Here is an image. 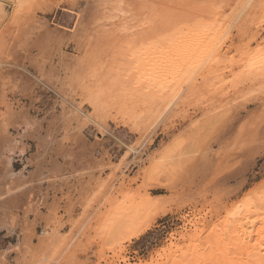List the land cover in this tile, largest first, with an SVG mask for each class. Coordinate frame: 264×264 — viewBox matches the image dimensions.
Wrapping results in <instances>:
<instances>
[{
  "label": "rangeland",
  "instance_id": "374dc122",
  "mask_svg": "<svg viewBox=\"0 0 264 264\" xmlns=\"http://www.w3.org/2000/svg\"><path fill=\"white\" fill-rule=\"evenodd\" d=\"M72 1L74 0H25L27 4L24 5L22 8L23 10L16 16L13 15L15 17L12 16V9L7 8V16L0 18V138L5 134L16 136L18 134L16 130L26 126V123L23 122L25 121L23 117L26 115L28 117L30 115L29 118H35L37 121L41 122V128H43L41 132H43V136L51 135L53 137V135L57 133V137L54 135L56 137L54 147L59 148L61 151H63V149L68 151V157L70 158L68 162L65 160L66 158H59L60 163L62 162V164H65L64 162H67L64 173L69 177L67 178L69 181L68 184H66L67 180L64 182L55 180L53 185L51 180L41 185H34V183H32L28 188L29 192L19 193L17 194L18 197L14 195V201L17 202L15 206L18 209L15 208L11 211L14 212L16 210L14 212L17 216L16 222L22 221L19 231H16L15 236L10 238L9 241L12 244L15 243L17 235L20 234L22 230L21 225L25 223L30 224L32 221L33 223L31 224L34 229L30 239L33 247L37 246V233L41 231L43 225L41 222L42 215L48 211L47 207L51 206L52 210L50 211L53 213L51 212L52 215L50 214V221L52 220L53 222V233L55 234L53 243L56 244V247L53 251H51L52 249H47V252H45V259L47 260L41 264H107L105 259L111 258L112 251H114L113 249L115 248L113 262H117V264H197L202 263L201 261H203V259L204 264H224L225 262V264H246L247 261L245 260L244 262L246 258H244L245 255H243L245 249H238L237 246L233 245L227 246V242L221 239L222 232L229 231V229H225L221 226V221L224 217L223 211L225 210L223 209H229L233 204L237 203L238 200L240 201L241 197L243 198V196H250L252 194L250 198H253V201L255 200V203H257V195L264 193V96H259L256 99H249L247 97L244 98V100L242 99L241 102L239 101V104H244H240V107H238L240 109H237L240 110V112L237 114V117L234 116L233 119H231L232 112H230L232 109L226 107L229 109L228 114L223 115L224 112L222 116H219L212 124H209L210 121H207V124V122L204 121L205 119L201 120L198 118V112L194 114L195 116L192 115L193 117H190L189 120H184V123L180 118L176 119L173 126L170 123V125H167L169 128L167 126L163 127L161 124L152 133V142L147 141L140 150L138 156L126 154V158H124L125 151L127 150L126 145L128 147H131V145L134 146L138 138L132 133L130 134L133 136L127 135L126 133H121V135H119V130L113 131L114 137L123 141L124 145L126 144L125 146H121L117 143V139L110 136L108 133L100 132L101 130H98L91 122L85 123L81 130L82 132H79L80 134L74 131L77 124H82L84 121L86 122V119L80 120V118L77 117V121H72L73 123L71 126L65 124V126L59 125L55 127L48 122L51 120L50 117L57 115L60 117V115L69 114L67 118L75 119L77 115L74 112L73 106L80 101L78 98H71L70 96H68L66 100H61L59 93L64 92V89L61 88L60 82L54 83V78L56 77L54 71L56 70H61L59 75L61 81H65L71 76L69 70L63 71L58 67V60L61 57L64 56L68 58L70 60L69 64L71 60L82 62L85 58L84 50H82L81 47L82 41L79 38L77 39V37L69 36L67 40L63 41L59 37V35H64V33L69 34V32H72L70 29L74 27V13L69 10V4ZM74 2H78V6L75 10H82L80 13L87 18L89 10L85 5V0L82 2L81 0H75ZM124 2L128 7L132 4L139 3L143 4V7L147 9L150 6L154 7L156 16L154 21L148 25L147 29L149 28L148 30H150V27H152L151 30L156 34V37H158L157 34L159 35L158 42L163 45H168L170 42V45L174 48L170 46L171 50L169 47H164V50H167L166 52L161 48L162 50L160 52L162 54H158L160 57L165 54L167 55V53L174 54L179 51L178 49L180 48L177 46L174 47L173 45L176 43L179 44L184 34V37L189 39L193 35L200 33L201 38L197 41L200 43L204 42L210 37V34L209 31L203 33L202 29H209L215 26L218 21L217 19H220L222 16L219 17L220 14L218 12L221 11H218V7L223 5V3L228 4V7H225L227 9L221 6L225 13L224 16H228V14L231 13L230 10L237 8L241 4L240 0H124ZM168 5L172 8H170V6L168 7ZM174 6L175 8H173ZM163 7H167V13L170 10L169 14H167L171 17L169 22L161 21L162 17L158 15L160 12L159 10H165ZM155 10L159 11L158 14ZM263 10L264 0L252 1L250 8L236 20L231 26L232 28H230V31L226 34L227 36L225 35V38L222 39L225 44L219 52L215 53L216 56L214 55V59L216 61H219L220 57L221 59L229 58L248 42V38L242 37L239 30L244 24H249L250 27H253L252 25L257 23L258 17H261ZM178 16L180 18H178ZM85 17L84 20L86 19ZM163 22H166L167 25ZM217 29H219V27ZM259 36L260 38L257 37V41L255 40L256 43L255 41H253L254 43L252 42L251 48L254 49L257 47L255 44L260 45L262 43L263 39L261 38H264V34ZM133 40L135 41L134 38ZM227 48L233 49L231 50V55L225 53ZM170 50L172 53L169 52ZM193 52L194 54L192 51L188 53L187 57L188 55L193 57L195 51L193 50ZM59 56L60 58H58ZM187 57H185L186 60L189 58ZM185 58L183 59L185 60ZM189 59L187 61H189ZM65 65H67V63ZM71 99H74V103L69 102ZM67 100L68 102L66 103L65 101ZM223 103L224 102H222V104ZM227 103L229 102L226 101L223 105ZM86 115L88 116L89 113ZM193 120L194 122H192ZM202 121L207 125H202ZM53 127H55L54 132ZM209 127L213 128L209 129ZM56 129L58 132H56ZM183 129H186L185 133H189V129H191L190 132L194 131L189 133L190 135L194 133V140L192 142L200 144V147H198L202 148V151H199L196 146L198 144H196L195 146L197 147L198 154H193V157L188 158L189 161L183 160L185 163L182 162V166L175 170L171 180H166L167 177H165V175V178H161V182L169 186L166 187L167 189H150L151 192L149 191V194L151 196L154 198L159 197V201L156 202L158 204L157 206H161L160 208H156V211L159 213L158 218L140 237L131 238L130 240H120V243H118L115 248L113 244H111L112 237L114 236H111V239H109L110 242H106L107 245L102 249L103 253L99 255L100 240L95 236L93 231L95 227V220L93 217L100 212L103 214V212L108 209V204L106 205V203L103 202L111 196L115 198L116 193L114 191L123 184L122 182L125 183V187L128 186V189L130 188L133 190L129 189L133 192L134 196L140 195L143 191L139 188L143 185V174H145L150 158L159 147L172 138L170 136H174ZM185 133L184 135H186ZM189 134L186 135V138H189ZM30 144L31 150H29V153L35 150L34 144ZM193 144H191V146ZM62 146L65 147L63 148ZM94 148L97 149V152L92 150ZM188 148L190 149L189 143ZM191 148H193V146ZM206 149H208V151L205 152ZM97 160H99V162ZM96 161L102 163L98 165ZM122 162L125 166L123 169L124 172L117 169ZM96 166L101 167L97 168ZM22 167L19 157H14L12 161L13 170L19 171ZM94 167L96 168L95 170ZM28 170H30V168ZM89 172H91L92 175H90ZM112 173L115 174V177H113ZM191 178H193V180ZM188 179H191L192 182ZM110 180L111 182H109ZM86 183L89 186V190H86ZM111 183L113 187H109ZM46 184L51 185L50 188ZM99 184L102 185V189L100 188V191L97 190L99 194L97 191L94 194V190ZM38 185L41 188H39ZM9 186L11 187L12 184H9ZM32 187H36L37 189L34 191ZM81 187H85V189H81ZM134 189H136V191L140 190V193L135 195L137 192L134 193ZM84 191L87 195H85L86 193ZM78 192L79 194H77ZM81 192L82 195H80ZM132 192L129 193L132 194ZM23 193L24 196H22ZM93 194L95 197H93L90 202L88 198H91ZM83 195L85 196L83 197ZM162 195L164 198H162ZM7 197L6 199L4 198V200L9 202L7 199L10 198V196ZM30 197L33 198V203ZM101 199L102 201L99 203L98 200ZM14 201H12V203H15ZM85 201L90 202L92 206L90 207V204ZM155 201L154 199V202ZM133 202L137 203L138 200H133ZM26 203L27 205L25 206ZM258 205H260L261 209L259 210V207L256 213L251 214L252 216L249 217V221H253V225L252 227L248 226L250 228L246 230L250 232L252 236L249 246L256 245L258 247H264V203ZM35 207L41 209L35 210ZM3 208H6V206ZM20 209L25 211L23 218H18V214L22 213ZM32 209L35 213H33ZM164 211L167 213L165 214ZM215 211L220 212H216V214ZM197 212H200L201 216L206 214L207 217H209L212 213L213 215L215 213V216H213L211 220L210 218L206 219L207 221L210 220V223L206 227H201L202 229L200 228L197 230V232L193 234V238L190 242L184 241L181 238L186 236L190 230L185 227L183 222L185 220H190L194 215H197ZM29 215L33 216V220H28ZM144 217L145 215L139 216L140 219H144ZM82 219H87L83 225L81 223ZM258 238L259 240H257ZM223 242L224 245L221 244ZM2 245L3 244L0 242V247ZM170 245L175 246L174 250L189 248L192 251H189L188 254L185 252H178L173 256L175 259L179 260H175L167 251ZM84 250L87 251L85 252ZM181 254L186 255L183 256ZM180 255L181 257L179 258ZM14 256L15 254H10L6 261L10 263ZM236 258L237 260H235ZM247 264L252 263L249 262Z\"/></svg>",
  "mask_w": 264,
  "mask_h": 264
},
{
  "label": "bare ground",
  "instance_id": "6f19581e",
  "mask_svg": "<svg viewBox=\"0 0 264 264\" xmlns=\"http://www.w3.org/2000/svg\"><path fill=\"white\" fill-rule=\"evenodd\" d=\"M82 1L83 0H81V2ZM252 1L254 0H240L241 4L237 8L230 10L231 13L228 14V16H224L225 13L222 9L223 7L224 9H227L225 7H228V4L223 3V5H221L222 8L221 6H217L218 11H221L218 12L220 14L219 17L222 16L220 19L216 18L218 21L215 26L210 27L209 29H202L203 33L209 31L210 37L207 40L201 43L198 42L197 40L201 38L200 33L193 35L189 39L185 38L184 34L182 35L179 44L176 43L173 45L174 47H179V51L175 52L176 54L174 52V54L167 53V55L165 54L161 57L158 56V54L161 53L160 51L162 49L164 50V47L170 48L172 45H170V42L168 45H163L158 42L159 35L157 34L158 37H156V34L151 30L152 27H150V30H148L149 28L147 29L148 25L154 21L156 16L153 6H150L147 9L144 8L141 3L132 4L128 7L124 0H85V5L89 10L88 17L86 18L85 15L83 16L80 13L82 10H75L78 6V2H71L72 4H69V10L74 13V27L70 29L72 32H69V34L64 33V35H59V37L63 41L67 40L69 36L77 37V39L79 38L82 41L81 47L82 50H84L85 58L82 62L71 60L69 64L70 60L64 56L60 58L61 54L58 57L60 58L58 60V67L63 71L69 70L71 76L69 79L61 81L59 78L61 70H56L54 71V75L56 74L54 83L60 82L59 84L61 85V88L64 89V92L59 93L61 100H66L67 97L70 96L71 98H78L80 101L73 106L74 112L77 115L75 119L67 118L69 117V114L60 115V117L57 115L51 116V120L48 122L55 127L59 125L65 126V124L71 126L73 123L72 121H75L78 119L77 117H79L80 120L86 119V122L84 121L82 124H77L74 131L78 133L82 132L81 130L87 122L93 123V126L98 130H101L100 132L108 133L113 137V131L115 132L119 130V135H121V133H126L127 135L133 136L130 134L132 133L138 138L134 146L131 145V147H128L125 144L127 150L125 151V157H123L126 158L128 154L138 156L146 142L151 141L152 133L161 124L163 127L167 126L169 123L173 126V123H175L178 118L184 123V120H189V118L193 117L192 115L196 112L199 113L198 118L201 120L205 119V122L210 121L209 124H212V122L214 123V121H216L219 116H222L224 112L223 115L228 114V108L232 109L230 110V112H232L231 119H233L234 116L237 117V114L240 112V110H237L240 109L238 107H240V104H244H239V101L241 102L242 99L244 100V98L247 97L249 99H256L259 96H264V38H261L263 41L260 45L258 44L259 46L255 44L257 47L254 49L251 48L252 42L255 40L257 41V39L260 38L259 35L264 34V10L261 13V17H258L259 19L257 23L252 25L253 27H250L249 24H244L239 30L242 37L248 38V44L245 43L235 54L232 55L231 50L233 49L227 48L225 53L231 55L230 57L228 56L229 58L227 59H221L220 57V60L216 61L214 55L223 48L225 43L222 39L225 38V35L230 31V28H232L231 26L236 20L250 8ZM26 4L25 0H0V18L7 16V8L12 9V16H16L23 10L22 8ZM169 6L170 5H168V7ZM163 8L165 9L164 11H162L163 9L159 10L160 12L158 10L155 11L157 14L159 12L158 15L162 17L161 21L169 22L171 17L167 14H169V9L172 7L170 6L168 13L166 11L167 7ZM173 8H175V6ZM84 17L87 20H84ZM178 18L180 17L178 16ZM218 27L219 29H217ZM171 50L169 52H171ZM193 50L195 51V55L193 57L191 56L192 58L188 55L189 59L187 54L191 51L194 54ZM166 51L164 50V52ZM184 56L187 57L189 61H187L188 59L186 60ZM183 58H185L186 61ZM66 63L67 65H65ZM73 100L74 99H71L69 102L72 103ZM226 101L229 103L223 105ZM65 102L67 103L68 100ZM222 102L224 103L222 104ZM88 113L89 115L87 116L86 114ZM29 116H24V119L20 116L25 120L23 122L26 123H24L26 126L16 130L18 132L16 136L5 134L4 136L1 135L2 137L0 138V229L6 228L5 230L8 231V233L12 231L14 224L17 221V216L14 214L16 210L14 212L11 211L17 208L15 206L17 202L14 201V195L16 196L19 193L22 194V192L26 193V191L29 192L28 188L32 183H35V185H41L51 180L53 185L55 180L62 182L67 180L66 184L69 182L67 179L69 177L64 173V168L67 166V162L70 161L68 151H65L64 149L61 151L59 148L54 147L57 133L54 134L56 137L53 134V137L51 135L43 136V132H41L43 129L41 128V122L37 121L35 118H29ZM204 121H202V123ZM192 122H194V120ZM205 124L206 123H203L202 125L205 126ZM55 127H53V132ZM211 128L209 127V129ZM186 129H183L174 136H170L172 138L154 152L155 154L150 158L145 174L142 173L144 175V181L142 182V187L139 189H142L143 192L140 193V190L136 191V189H134V193L137 192L135 195H138L139 193L140 195L134 196L132 192L133 190L129 188L132 190L130 191L127 188L128 186L125 187V183L122 182L123 184L114 191L116 193L115 198L114 196H111L103 202L106 203V205L108 204V209H106L103 214L100 212L93 217L95 220L93 231L95 236L100 240L99 255L103 253L102 249L107 245L106 242H110L109 239H111V236H114L112 237L111 244H113L115 248V246L120 243V240H130L131 238L140 237L158 218L159 213L156 211V208L159 206H157L158 204L156 202L159 201V197L154 198L151 196L149 194L150 189H167L166 187L169 186L163 184L161 178L167 177L166 180H171L175 170L182 166L181 163L183 160L189 161L188 158L193 157L192 155L198 152L196 148L200 144L192 142L194 140V133L193 135L191 134L192 136L189 134L194 131L190 132L191 129H189V133H185ZM56 132H58V130ZM184 133L186 135L189 134L191 137L189 136V138H186ZM114 138L117 139L116 137ZM117 141L121 146L124 145L123 141L119 139H117ZM30 143L34 144L35 150L33 152L30 151L29 153V150H31ZM188 143L190 144V149L188 148ZM191 144H193V148H191ZM199 147V151H202V148ZM208 149H206L205 152L208 151ZM92 150L97 152V149L95 148ZM16 156L19 157L23 166L19 171H14L12 168V161ZM59 158H66L65 160H67V162L65 161V164H62V162L60 163ZM97 161L99 162V160ZM185 161L183 163H185ZM98 162V165L102 163ZM123 162L117 168L121 172L125 168ZM29 168L30 170H28ZM95 169L96 168L94 167V170ZM89 173L92 175L91 172ZM113 177H115V174H113ZM191 179L193 180V178ZM191 179L188 180L191 181ZM109 182H111V180ZM9 184H12V186L10 187ZM101 184L97 185L94 194L97 190L100 191V188L102 189ZM46 185L49 188L51 186L48 184ZM85 185H87V183ZM85 187H81V189H85ZM88 187L89 186L87 185L86 190H89ZM109 187H113V184H109ZM82 192L80 195H82ZM129 192H132V194ZM77 194H79V192ZM94 194L91 198H88L89 201L95 197ZM85 195H87V193ZM85 195H83V197ZM7 196L12 198L10 199ZM22 196H24V193ZM250 196H243L240 201L238 200V202L233 204L229 209H223L225 211L222 210L224 212V217L222 216L221 226L225 229H229V231L222 232L221 239L227 242V246L233 245L237 246L238 249L244 248L245 253L243 252V255L246 256H244V258H246L244 259V262L245 260L247 261L246 264L249 262L252 264H264V247H258L256 245L249 246L252 236L250 235V232H247L248 228L253 225V221H249V217L252 216L251 214L256 213V210L260 207L258 204L264 203V193L257 195V203H255V200L253 201V198H250ZM6 197L9 202L4 200ZM16 197H18V195ZM162 198H164V196ZM136 199L138 202H133V200ZM154 199L156 200L155 202ZM12 201L15 203H12ZM98 201L100 203L102 199ZM90 202L87 203L90 204ZM4 206H6V208H3ZM89 206L91 207L92 205L90 204ZM260 209L261 207L259 210ZM47 210L46 213H42L43 217L41 222L43 225L41 231L37 233V246L33 247L30 239L34 229L31 224L33 222L31 221L30 224H22V230L20 229L21 232L17 235L15 243L9 246L6 251H0V264H41L47 260L45 259V252H47V249H52L51 251H53L56 247V244L53 243L55 239V234L53 233L54 228L52 225L53 222L52 220L50 221V214L52 212L50 210H52V207L48 206ZM21 211L25 215V211H23V209ZM216 212L220 211H215V213ZM33 213H35L34 210ZM215 213L214 215L212 213L207 217L206 214L201 216L200 212H197V215H194L190 220H185L183 223L185 227L190 230V234L188 233L189 235L187 234L181 239L190 242L193 238V234H195L201 227H206L210 223L212 217L215 216ZM140 215H145L146 218L144 217V219H140ZM207 218H210V220L207 221ZM86 220L87 219L81 220L82 225ZM21 221L19 223H21ZM257 240H259V238ZM221 244L224 245V242ZM174 247V245H170L167 250L171 256L178 252H185L188 254L189 251H192L189 248L174 250ZM115 249L113 250L115 251ZM114 251H112L111 258H104L107 264H117V262H113L115 256ZM8 252L15 254L10 263L6 261V254ZM181 255L185 256L186 254ZM235 260H237V258ZM201 262L204 264V259Z\"/></svg>",
  "mask_w": 264,
  "mask_h": 264
},
{
  "label": "crops",
  "instance_id": "0c3cea01",
  "mask_svg": "<svg viewBox=\"0 0 264 264\" xmlns=\"http://www.w3.org/2000/svg\"><path fill=\"white\" fill-rule=\"evenodd\" d=\"M34 185H35V183H34ZM32 189H34V191L37 189L36 187L34 188V187H32ZM31 199H32V203H33V198L32 197H30ZM33 206V205H32ZM39 209H41V208H37V207H35V210H39ZM40 212H42V211H40ZM20 215V216H19ZM18 218H23V213H19L18 214ZM31 219H33V216L32 215H29L28 216V220H31ZM15 227V228H14ZM14 227H13V229H12V231L10 232V233H8V231H6L5 229L6 228H2V229H0V242L3 244L1 247H0V251H6L8 248H9V246H11L12 245V243L9 241V239L10 238H13L14 236H15V232L17 231H19V227H20V223L19 222H16L15 224H14ZM6 233V234H5ZM9 234V235H8ZM10 254H12V252H8L7 254H6V259H8V256L10 255Z\"/></svg>",
  "mask_w": 264,
  "mask_h": 264
}]
</instances>
